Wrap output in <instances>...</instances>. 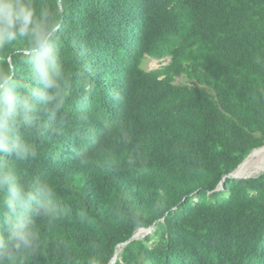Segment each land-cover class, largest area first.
<instances>
[{
	"label": "trees",
	"instance_id": "16d2710c",
	"mask_svg": "<svg viewBox=\"0 0 264 264\" xmlns=\"http://www.w3.org/2000/svg\"><path fill=\"white\" fill-rule=\"evenodd\" d=\"M29 2L64 104L35 113V156L0 164L49 183L55 212L33 209L34 246L0 264H110L119 245L115 264H264V171L217 190L264 146V0ZM32 40L0 44L21 91L42 87Z\"/></svg>",
	"mask_w": 264,
	"mask_h": 264
},
{
	"label": "clouds",
	"instance_id": "9594fccd",
	"mask_svg": "<svg viewBox=\"0 0 264 264\" xmlns=\"http://www.w3.org/2000/svg\"><path fill=\"white\" fill-rule=\"evenodd\" d=\"M20 37H33L31 55L40 88H21L7 75L0 74V159L26 158L36 155V148L26 137L43 110L50 117L63 107L62 65L51 43V34L40 30L29 0H0V44ZM0 224L7 234L0 251L11 262L14 253L34 246L38 233L34 230L33 209L45 217L55 212L53 187L33 182L21 185L11 171L0 164Z\"/></svg>",
	"mask_w": 264,
	"mask_h": 264
},
{
	"label": "bare ground",
	"instance_id": "6f19581e",
	"mask_svg": "<svg viewBox=\"0 0 264 264\" xmlns=\"http://www.w3.org/2000/svg\"><path fill=\"white\" fill-rule=\"evenodd\" d=\"M264 171V147L256 150L240 167L234 172L235 176H248ZM114 264V263H112Z\"/></svg>",
	"mask_w": 264,
	"mask_h": 264
},
{
	"label": "rangeland",
	"instance_id": "374dc122",
	"mask_svg": "<svg viewBox=\"0 0 264 264\" xmlns=\"http://www.w3.org/2000/svg\"><path fill=\"white\" fill-rule=\"evenodd\" d=\"M170 62V58L165 59H151L149 57H146L143 62V67L147 70H155L160 68L162 65L168 64ZM262 172H257L248 176H257L261 174ZM153 229H141L137 232L139 236H142L143 238L149 235L152 232Z\"/></svg>",
	"mask_w": 264,
	"mask_h": 264
},
{
	"label": "water",
	"instance_id": "95a60500",
	"mask_svg": "<svg viewBox=\"0 0 264 264\" xmlns=\"http://www.w3.org/2000/svg\"><path fill=\"white\" fill-rule=\"evenodd\" d=\"M264 147V146H263ZM263 147H261V148H263ZM261 148H259V149H261ZM256 150H258V149H256ZM256 150H254L241 164H240V166L249 158V157H251V155L256 151ZM239 166V167H240ZM239 167L237 168V169H239ZM236 169V170H237ZM235 170V171H236ZM235 171H233V172H231L230 174H227V175H225L224 176V178H223V180H222V182H221V184H220V186L217 188V190H224V188H225V181H226V178H238V179H248V178H257V177H260L263 173H261V174H259V175H257V176H242V177H239V176H235L234 175V172ZM141 229H146V228H141ZM149 229H153V227L152 228H149ZM136 238H138V239H141V238H143L142 236H139L137 233L128 241V242H130L131 240H133V239H136ZM120 247H121V245H119L118 246V248H117V251H116V254H117V252H118V249H120ZM116 254H115V256H116ZM115 256H114V258L112 259V261H111V263L110 264H112V263H114L115 264V262H114V259H115Z\"/></svg>",
	"mask_w": 264,
	"mask_h": 264
}]
</instances>
